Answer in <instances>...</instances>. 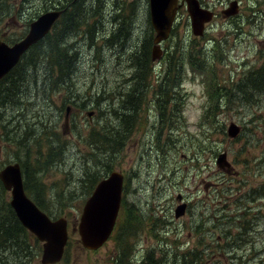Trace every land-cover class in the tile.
I'll return each mask as SVG.
<instances>
[{"label":"rangeland","instance_id":"obj_1","mask_svg":"<svg viewBox=\"0 0 264 264\" xmlns=\"http://www.w3.org/2000/svg\"><path fill=\"white\" fill-rule=\"evenodd\" d=\"M56 1L2 0L0 36L18 41L26 33V24L53 8ZM62 1L64 6L65 0ZM228 1L218 0L210 5L219 13ZM241 1L239 26L218 15L203 36L193 35L189 14L185 6L182 7L170 38L161 46L169 52L171 71L174 68L178 77L169 117L159 113L152 93L145 91L146 100L134 118L130 134L121 147L110 154L101 152L104 144L99 143L95 150L86 138L90 130L104 126L105 122H118L112 112L122 111L119 109L127 100L123 97L119 101L118 97L132 85V58L150 52L148 0H106L105 6L97 11L101 12V17L92 18L86 11L87 21L82 26L67 29L69 33L63 36L62 43L69 42L70 51L76 50L79 56L68 88L57 89L45 83L44 87L35 89L36 82L43 77L39 66L33 82L27 84L26 101L21 99L19 105L22 106L20 125L11 134L5 132L10 125L3 128L6 120H0V161L8 159L0 163V167L17 162L16 146L20 147L17 154L22 162L27 165L28 160L33 165L35 158L43 161L47 157L48 139L53 144L58 140L64 143L61 161L43 175L46 189L41 194L45 203L43 210L52 217H66L70 225L68 252L60 264H100L111 259L115 264H140L150 248L164 250L168 256L169 248L174 246L181 251L194 246L207 251L208 244L215 253L213 259L219 260L217 244L224 243L225 234L230 232L228 237H234L241 231L238 224L243 216L239 211L243 207L249 210L248 218H254V232L251 238L247 235L250 242L236 241L237 251L246 252V258L250 256L246 264H264V216H261L264 215V164L252 160V156L264 154V139L252 147V140L264 135V92L250 104H228L224 102L226 97L220 99L221 102L217 99L222 86L226 87L222 90L224 94L231 88L228 84L230 67L237 69L240 63L247 69L258 64L256 55L264 45V3L260 12L253 14L246 7V0ZM88 2L85 1L87 6ZM177 58L181 59L182 67L179 61L174 66ZM200 59L202 68L198 67ZM243 59L248 60L246 65L241 63ZM111 101H114V111L108 109ZM67 106L70 110L65 118ZM207 107L203 117L202 111ZM1 109L7 108L0 106ZM11 114L9 109L5 113L8 118ZM254 121L263 122L259 130ZM42 122L52 127L53 135L49 136V131L42 133ZM230 122L241 126L236 138L227 136ZM25 129L28 141L22 138ZM207 130L209 141L202 142ZM12 135L17 141L22 139V144L9 141ZM201 145L209 149L202 151ZM190 149L200 156L199 161L187 159L186 152ZM223 151L230 166L220 168L215 159ZM104 157L114 162L112 170H121L125 175L123 204L113 236L98 250L87 251L81 246L77 233L78 219L89 194L88 184L84 185L83 181L86 172L90 177L100 169L97 165ZM259 191H262V199L255 197L252 201H261L246 200L247 209L245 199ZM179 193L188 203V209L182 217L175 218ZM8 195H4L5 200ZM0 200L4 201L1 195ZM242 201L244 206L240 205ZM259 210L261 215H256ZM126 226L132 227L130 237L123 231ZM72 227L76 229L71 231ZM29 239L36 249L27 264H38L42 245L31 234ZM125 239L130 243L129 257L122 263L118 262L117 254ZM171 263L167 258L165 264ZM210 263L206 258L202 264ZM217 264L235 263L221 258Z\"/></svg>","mask_w":264,"mask_h":264},{"label":"trees","instance_id":"obj_2","mask_svg":"<svg viewBox=\"0 0 264 264\" xmlns=\"http://www.w3.org/2000/svg\"><path fill=\"white\" fill-rule=\"evenodd\" d=\"M103 2L104 0H89L87 6L86 3L84 4L83 2H81L79 4V2L76 0L72 5L74 12L77 15V10L82 11L85 15V18L82 22H80V16H83V13L77 16L79 17L78 21L74 17V20L76 21H74L73 27H78V25L82 26L84 22L87 21L88 14L85 13L86 11L90 13V16L92 18L101 17V12L99 13L97 11L103 7ZM81 4L83 5V7H85V10L80 7ZM66 15L73 20V12L70 9L67 10ZM63 36H66V34L62 33L61 35H59V42L57 43V38L50 34L43 41L45 42L43 46L40 45V43L33 45L29 49V51L24 54L19 63L0 81V106L7 108L1 109L0 120H6L5 123L2 124L3 128L6 127V124L10 125L9 128L5 130V132L9 131L11 133V131H13L17 126L20 125L19 121L20 118H22V106L19 107V105L21 104V99L23 102V86H25L26 88L27 84H31L33 82V75L38 71L39 66H41L43 70V77H41L36 82V86L34 88L44 87L45 83H48V86L57 89L64 87L65 89L68 88L71 78L76 73L79 56L76 50L70 51L71 46L68 42L62 43ZM60 44L63 46L59 47ZM54 47L55 52H52V49ZM170 84L171 97H174L173 87L176 88L178 81L171 78ZM8 109L12 111L11 117L9 118L5 115ZM15 114H17V116H15ZM113 121H107L104 123V126L90 130L88 138H86L88 141L90 140V144L94 146V149L98 148L99 143L104 144V149L103 151H101L102 153H104V155L110 154L121 147L123 141L130 134L131 124L133 123L132 115L126 117L124 116L122 119H118V122L116 120L115 124H111L114 123ZM109 123L111 125H109ZM254 123L257 124L256 127L258 129L260 125L263 124V122L255 121ZM41 125V131L44 135L48 133L47 131L50 132L49 136L53 135L51 126H46V124L43 122ZM25 131L26 129L23 132L22 138L25 141H28L29 135L27 134V132L25 133ZM209 133V130L205 131L204 140L202 142L209 141ZM59 136L60 135H58V137ZM9 141L22 144V139L17 141L13 137V135L9 138ZM60 142L61 141L58 140L57 144H53L48 139V145L45 148V150L48 151L47 157H45L43 161H39L38 158H35V164L33 165L28 160L27 165L26 163L22 162V159H20L17 154V151L20 150V147L16 146V160L20 163L22 168L24 188L31 196V198L42 209L45 208V203L41 199V194L46 189L45 183L43 181V175L50 170V167L56 165L61 161L64 143ZM201 147L202 151H204L205 148L209 149V147H207L206 145H201ZM186 153H188V155H186ZM186 153L185 155L187 156V159L189 161H199L198 159L200 158V156L196 155V152H193L190 149ZM25 157H28L27 153L25 154ZM7 160L8 159H5L3 162H6ZM3 162L0 161V163ZM113 163V161L109 160L107 157H104L103 162L97 165L100 169H97L95 173L92 172L90 174V177H88V173L86 172L87 167L84 168L86 172V178L83 181V184H88V193L91 192L92 187L99 179H101L103 176H105L106 173L112 170ZM38 188H40V190ZM34 189H37V191H35ZM6 193L7 192L3 189L0 183V195L2 199H4V201L0 200V264H27V261H29L30 259V255L32 256L34 250L36 249V245L31 244L29 239L30 234L25 228L22 227V225L18 221L14 211L9 206L8 200H5L4 195H6ZM253 198L254 197H252V199ZM240 205L244 206V201H242ZM239 212H241L243 216V221L239 222L238 224V227L241 231L237 232L234 237H228L230 232L228 233V235L225 234L226 239L224 243L221 245L217 244L219 255V257H217L219 260L213 259L215 253L211 251L210 244H208L206 245L208 246L207 251L198 249L197 246L181 251L177 249V246H174L173 248H169L168 256L164 250H161L159 248H150L146 251V254L141 258V261L139 263L164 264V262L166 263V260L168 258L172 262L171 264H202L203 260L207 258V260L211 261L210 264H217V262H219L221 258H223L229 259L231 263L246 264V260L250 256L246 258V252H243V250L241 252L237 251L236 241L243 239L245 243L250 242L247 235H249L250 238V235H253L254 230L252 225L254 224V218H248L249 210H246L245 207H243V209H241ZM256 215H261L260 211L256 212ZM208 219L213 221L214 217H208ZM231 219L234 220V218ZM123 231L126 234V237H130V235L132 234V227L126 226ZM22 233L24 235H22ZM219 240H221L220 237ZM35 241L37 240L35 239ZM122 244L123 247L119 249L117 258L120 259L118 262L124 263L125 259L129 257V254L127 255V250L130 246V243L129 240L125 239L122 241ZM156 251L160 253H156ZM65 254H67V251ZM22 257L24 258L23 261ZM8 258H13V260Z\"/></svg>","mask_w":264,"mask_h":264},{"label":"water","instance_id":"obj_3","mask_svg":"<svg viewBox=\"0 0 264 264\" xmlns=\"http://www.w3.org/2000/svg\"><path fill=\"white\" fill-rule=\"evenodd\" d=\"M179 0H149V17L155 36L153 38L152 56L158 58L162 50L160 43L165 40L171 30ZM191 20L194 35H202L204 23L212 18L210 10L202 9L198 0H182ZM237 11V2L232 1L225 15ZM60 11L49 10L41 13L30 22L26 35L12 45L0 41V79L19 61L23 53L50 30ZM68 108L66 109V114ZM92 112H88L90 116ZM240 127L230 122L227 127L228 137L238 135ZM216 163L219 166L228 165L226 153L218 155ZM122 174L110 172L98 181L91 195L85 200L79 223L77 225L80 242L84 248L97 249L109 237L114 226L121 199ZM0 181L5 190L10 192L9 204L13 208L21 224L42 242L40 264L58 262L63 254L67 240V222L64 217L50 219L24 192L21 168L18 162L5 165L0 169ZM181 200V194L176 196ZM186 203H180L174 210L175 218L183 215Z\"/></svg>","mask_w":264,"mask_h":264},{"label":"flooded vegetation","instance_id":"obj_4","mask_svg":"<svg viewBox=\"0 0 264 264\" xmlns=\"http://www.w3.org/2000/svg\"><path fill=\"white\" fill-rule=\"evenodd\" d=\"M81 1H85V0H81ZM217 1L218 0H215V2L211 0H198L199 6L202 9L210 10L212 12L211 21L204 23L203 35L205 32H207L208 27H210L209 24L212 21H214L218 17V15H220L230 24H234L237 26H239L240 24L238 18L241 16L240 9H242L241 6L242 1L229 0L227 5L224 8H222L219 13L216 12V9H214L211 6L214 5ZM232 1H237L238 3L237 11L234 14L225 15L223 11L229 8L230 3ZM74 2L75 0H65L64 6H62L63 5L62 0H57L55 2L53 8L51 9L60 11V16L52 26L51 29L52 35L58 34L60 30L61 22L66 18L65 17L66 9H68L69 7L71 8V5L74 4ZM263 3L264 0H246V7L252 10L253 14L255 12L259 13L260 12L259 8ZM182 7L183 5L178 9L177 15L179 14ZM175 23L176 22H174L172 26L171 33L173 31ZM154 36H155V31L149 21V40H151L150 49L153 46ZM170 36L168 38H170ZM162 44L163 42L161 43V46ZM52 51H55V47L52 49ZM256 59L258 61V64H252V66H249L250 68L247 69L241 67L240 63L237 69L230 67L232 73L230 76V83L228 84L231 86V88H229V92H225L227 94H224L223 91L226 90V87L222 86L221 90L223 91L219 92L220 95L219 99H225L226 97L227 100L224 102H227L228 104L237 103L241 105V104H250L251 100L254 101L260 98L257 95L260 94L261 92H264V45H263V49L260 52H257ZM170 61L171 60H169V52H165L164 50L163 52H161L158 58H153L152 52H144L142 54H139L137 58H132V65H131L132 70H131V78H130V83L132 85L128 90L121 92L118 97L119 101L123 99V97H126L127 100L126 102H123L121 109H119L122 111L120 112L115 111L112 112V114H114V116L117 119H122L124 116L126 117L132 115V120H134L135 116L139 115L142 104L146 100L145 91L146 92L150 91L154 99L156 100L155 102V100L153 99L155 105L157 103V105L159 106V113L160 114L165 113V115L169 117V106L171 102L170 80L171 78L173 79L178 78L176 72L174 71V68L171 71ZM176 61L181 62V59L177 58ZM198 61H200L198 63L199 64L198 67L202 68L203 65L201 59ZM247 62H248L247 59H243L241 63L243 65H246ZM182 65L183 64L181 62L180 67H182ZM174 66H177V64ZM213 80L214 79H212V81ZM113 104L114 101H111L109 103L110 105V108L108 107L109 111L116 110V108L112 107ZM261 139H264V135L258 137L256 136V138L252 140L253 143L252 147L254 148L255 147L254 145L258 144ZM252 160L259 164H264V154H262V156H257V155L252 156ZM61 262H63V259L56 264H60ZM100 264H114V263L110 261V262H100Z\"/></svg>","mask_w":264,"mask_h":264},{"label":"bare ground","instance_id":"obj_5","mask_svg":"<svg viewBox=\"0 0 264 264\" xmlns=\"http://www.w3.org/2000/svg\"><path fill=\"white\" fill-rule=\"evenodd\" d=\"M67 45H68V44H67ZM47 79H48V78H47ZM40 81H41V80H40ZM30 82H31V81H30ZM41 82H42V81H41ZM54 82H55V81H54ZM45 88H46V87H45ZM46 93H47V92H46ZM38 96H39V95H38ZM46 97H47V96H46ZM46 97H45V98H46ZM129 112H130V111H129Z\"/></svg>","mask_w":264,"mask_h":264}]
</instances>
